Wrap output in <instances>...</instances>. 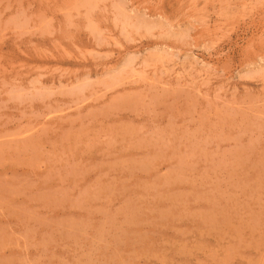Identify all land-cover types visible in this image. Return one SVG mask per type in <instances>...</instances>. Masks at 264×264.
Wrapping results in <instances>:
<instances>
[{"label": "rangeland", "instance_id": "obj_1", "mask_svg": "<svg viewBox=\"0 0 264 264\" xmlns=\"http://www.w3.org/2000/svg\"><path fill=\"white\" fill-rule=\"evenodd\" d=\"M0 264H264V0H0Z\"/></svg>", "mask_w": 264, "mask_h": 264}]
</instances>
